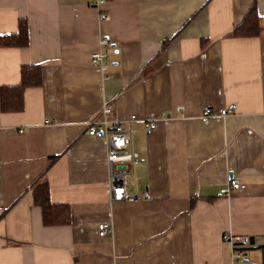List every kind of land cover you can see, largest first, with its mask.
Segmentation results:
<instances>
[{"label":"crops","instance_id":"obj_1","mask_svg":"<svg viewBox=\"0 0 264 264\" xmlns=\"http://www.w3.org/2000/svg\"><path fill=\"white\" fill-rule=\"evenodd\" d=\"M251 6L257 32L234 34ZM21 19L29 45L0 46V88L22 65L43 80L24 110L0 102V264H264V0H0V34ZM105 105L139 154L134 199L111 198L108 138L88 132ZM43 174L68 223H44Z\"/></svg>","mask_w":264,"mask_h":264},{"label":"built area","instance_id":"obj_2","mask_svg":"<svg viewBox=\"0 0 264 264\" xmlns=\"http://www.w3.org/2000/svg\"><path fill=\"white\" fill-rule=\"evenodd\" d=\"M102 1V0H101ZM102 44L106 47L111 45L109 38H102ZM93 61L102 69L104 72L108 71L109 67V51H94L91 53ZM234 111L230 106H225L220 114L225 116ZM111 113V107L109 105L103 106L100 110L101 117L97 115L95 118L87 123L89 133L91 135L102 134L108 138L109 141V152H108V163L110 170V195L114 200H128L134 199V195L130 193L132 188L131 174L133 167L139 162V154L131 148L132 140L128 135L126 126L120 121L109 120L108 116ZM216 115L213 109L206 108L202 119L207 120L211 116ZM135 117V116H133ZM151 128H154L155 122L150 124ZM22 131V130H21ZM241 186L239 179L232 177L227 186L222 187L220 193L228 196L230 191L237 189ZM99 233L105 235L111 231L112 227L109 222H100L98 225ZM236 244L242 243L240 237L232 236ZM237 261H242L244 255L242 251L236 253Z\"/></svg>","mask_w":264,"mask_h":264},{"label":"trees","instance_id":"obj_3","mask_svg":"<svg viewBox=\"0 0 264 264\" xmlns=\"http://www.w3.org/2000/svg\"><path fill=\"white\" fill-rule=\"evenodd\" d=\"M250 12L237 26L234 34H251L257 32L258 21L255 6H251ZM29 29L26 19L19 22V31L16 33L0 34V46H26L29 45ZM22 79L18 85L1 86L0 102L2 111H22L25 107L24 92L27 87L38 86L43 80L42 65H22ZM34 201L42 209L43 221L46 225L65 224L70 221V208L66 204H54L50 200V186L45 174L41 175L33 186Z\"/></svg>","mask_w":264,"mask_h":264}]
</instances>
